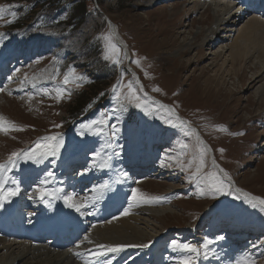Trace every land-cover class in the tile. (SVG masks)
I'll return each mask as SVG.
<instances>
[{
    "label": "rangeland",
    "instance_id": "1",
    "mask_svg": "<svg viewBox=\"0 0 264 264\" xmlns=\"http://www.w3.org/2000/svg\"><path fill=\"white\" fill-rule=\"evenodd\" d=\"M12 1L0 0V8L5 10L0 25L9 24L16 17L12 15L17 13ZM209 1L213 0H87L86 10L90 13L74 33L66 23L34 34L3 27L0 59L10 58L12 69L8 74L0 72L4 79L1 85L8 82L0 85V117L23 130L0 131V164H6L12 152L31 148L40 137L59 135L64 141L57 158H49L39 165L19 160L16 167L3 173L8 180L15 177L23 182L20 193L27 203V214L36 207L41 208L35 192L38 186L51 191L55 180L69 190L68 183L81 184L92 177L94 183L86 188L92 190L109 181L114 170L127 172V178L135 184L129 186L131 189L161 198L160 203L131 210L141 212L171 206L173 214L156 219L146 241L141 242L149 247H136L125 264L136 260L138 264H154L173 256L181 261L189 254L174 250L173 241L197 247L201 255L196 258V264L216 263L225 254L232 256L236 264L240 253L249 255L248 259H254L256 264H264V210L252 208L233 187L213 198L199 176L192 178L200 149L206 147L211 151L208 149L204 155L205 173L218 172L212 166L215 160L239 187L264 198V101L259 90L264 80L260 77L254 81L260 68L257 64L253 67L256 58L247 59L244 69L238 74L231 72L229 77L231 66L226 52L231 37H219L220 43L212 50L206 45L193 49L186 46L201 28V35H205L213 26V11L203 7ZM218 2L224 8L227 3L232 12L242 13L243 2L248 0ZM250 2L254 6L249 17L264 20V0ZM26 10L23 8L22 12ZM226 10H221L219 16L225 14L229 18L231 9ZM105 15L116 24L137 76L128 68L125 49L115 38L113 43L120 49L119 63H113L115 57L105 58L106 42L102 37L111 31ZM245 20L236 24L242 27ZM65 48L72 50L67 57V52H62ZM136 60L140 61L139 66L133 63ZM70 68L87 79L81 87L69 83L66 88L71 95L57 101L53 98L55 89L63 86V74ZM25 76L29 79L25 80ZM35 79H40L35 87L28 85ZM129 83L148 109L147 113L135 107V102H117L114 98L113 88ZM17 85L25 88L23 92L9 89ZM143 86L161 103L147 97ZM155 88L160 91H153ZM44 91L49 95H44ZM118 91L122 97L128 95L127 87ZM30 96L33 98L29 99ZM170 106L177 114L166 110ZM102 114L108 118L106 124L93 125L90 129L83 127L99 120ZM177 116L193 128L181 124ZM168 121L177 126L171 127ZM113 125L119 129L115 135ZM182 144L188 147L181 148ZM97 151L101 156L93 158ZM79 157L86 161L78 164ZM105 160L109 167H102ZM140 170L145 173L141 174ZM48 171L54 177L47 185H41ZM218 175L223 177L219 172ZM27 181L32 184L29 188ZM96 194L102 196L105 190ZM128 204L129 200L124 209ZM221 236L223 240L219 239ZM239 236L246 240L239 242ZM205 243L211 249L207 259L203 256Z\"/></svg>",
    "mask_w": 264,
    "mask_h": 264
},
{
    "label": "bare ground",
    "instance_id": "2",
    "mask_svg": "<svg viewBox=\"0 0 264 264\" xmlns=\"http://www.w3.org/2000/svg\"><path fill=\"white\" fill-rule=\"evenodd\" d=\"M218 1L205 2L203 6L204 8L206 6L210 7V10L213 11L215 21L213 26L205 32V35H201L203 30L201 28L191 41H187L186 46L193 49L206 45L212 50L216 44L220 43V38L231 37V45L229 51L226 52V54H229L231 66V70L228 71L229 77H231V72L232 74L241 72L245 67L243 63L247 59L252 60L255 57L256 60L253 67L257 64L256 66H260V68L254 81L260 77H262L261 80H264V20L258 16L249 17L252 13L251 0L245 2L243 5L245 10L242 13L240 11L232 12V8L227 3L224 8ZM221 10H229L228 14L230 17H225L223 12L220 17L219 12ZM244 19H246L244 24L239 27V24L236 23ZM214 25L215 27H221V30L216 29ZM230 33L233 34L231 35ZM116 35L118 41L125 46L118 31H116ZM198 44L199 46H197ZM209 54L212 55V53ZM6 65L7 60L0 59V72L6 68ZM130 67L134 70L132 66ZM235 76L236 78L243 77V75ZM2 80V74L0 73V85ZM39 81L40 79H35L28 85L33 86ZM21 86L9 87V89L16 93H21L25 89L24 87L21 88ZM259 90L262 94V101H264V84L259 87ZM85 161V158L79 157L77 163L82 164ZM98 177L100 178L101 176ZM12 180L7 179V183H12ZM117 181L119 182L117 183ZM133 181V179L122 177L118 171L114 170L109 181L105 182V184L109 185V188L104 189L105 194L101 196V199L96 202L93 208L89 209L92 211V215H81L73 209H69L65 206L63 199L54 198L49 201V198H46L43 202L41 200L37 202L38 205L41 203L43 207H36L30 212H36L35 215L29 216L28 214L30 213L27 214L26 211L27 203L23 201L24 197L21 192L18 196L13 197L10 203L5 202L3 207H0V264H83L84 258H90L87 249L95 250L97 243L139 245L142 241L145 242L153 224L157 222L156 219L167 214H173V208L171 206L157 207L145 209L141 212L132 209L129 215H122L131 192L129 186L132 185ZM53 182L54 186L51 187V191L59 189L58 196H62L64 193L75 195L77 203L85 198L98 195L94 192L89 194L92 190L86 189L88 185L94 183L92 177L81 184H73L72 186L74 187L68 184L69 190L61 187V183L58 184L55 180ZM231 183L234 184L233 186L236 189L240 190L241 195L248 193L234 181ZM26 185L29 188L32 184L27 181ZM14 186L12 185V187ZM84 191H86L87 195ZM49 203L51 206H49ZM108 221H111V223ZM92 225H96V227L93 228ZM85 235H89L94 243L88 244L85 242L83 240ZM47 240L52 241L48 242ZM80 240L82 241L80 242ZM244 240L246 238L240 237L239 242ZM77 242H80L81 245L79 249L74 248ZM70 246L73 248H68ZM135 249L136 247L125 248V251L115 256L110 254L109 258L112 264H125V261L128 257H131L130 255ZM77 251L82 254L81 257L73 254ZM176 257H169L164 262L159 259L154 264H180L179 258L177 259ZM249 257L247 254L240 253L237 259L244 260ZM138 263L136 260L128 264ZM213 264H233V259L232 256L225 254L216 263L214 261Z\"/></svg>",
    "mask_w": 264,
    "mask_h": 264
},
{
    "label": "snow or ice",
    "instance_id": "3",
    "mask_svg": "<svg viewBox=\"0 0 264 264\" xmlns=\"http://www.w3.org/2000/svg\"><path fill=\"white\" fill-rule=\"evenodd\" d=\"M5 10L0 8V18H2V14ZM13 17H15V13L12 14ZM11 22V21H10ZM109 28L111 26L109 25ZM115 38V32L110 31L107 35L103 36L102 39L106 42V59H113V63H119V52L120 49L117 47L115 43H113V40ZM137 66L140 65V61L136 60L133 61ZM19 72V69L16 70ZM57 75H59V72H57ZM11 80V77H9ZM25 80H28L29 78L27 76L24 77ZM87 79L84 75H77L76 69L70 68L66 73L63 74V81L61 87H58L55 89V96L53 97L57 101L64 98L65 95L70 96L71 92H69L66 88V86L69 83H75L76 87H81L82 82ZM35 87V84H33ZM122 87H127L128 89V95L127 96H121L120 91L118 89ZM142 90V89H141ZM114 98L117 100V102H121L122 100H128L130 102H135V107L140 108L141 110L145 111L147 113L148 109L145 108L143 101L141 100L140 96L137 94V91L133 88V85L131 83L127 84L126 86L118 84L116 87L113 88ZM153 91L159 92L160 89L155 88ZM44 95H49L47 91H44ZM103 95V94H102ZM33 97H29V99H32ZM121 107H123V104L121 103ZM160 107H165L164 105H160ZM170 114L175 115V110L168 108L166 109ZM110 118V117H109ZM108 118L104 117V115H101V118L99 120H95L90 122L89 124L84 125L83 127L85 129H90L93 125H104L106 124ZM176 119L179 121V117L177 116ZM181 124H185L184 121H179ZM169 125L173 128H175L177 125L175 123H172L171 121H168ZM55 127L59 128L61 125H55ZM113 135H115L119 129L113 125ZM23 129L18 128L16 125L7 122L4 120L3 117H0V131L7 133L8 131H22ZM224 130V129H219ZM83 135V133H80ZM190 134L195 135L194 132H191ZM240 135H243V133H240ZM197 141L202 144L203 142L199 140V136L196 135ZM64 145L63 137L59 135H48L40 137L33 146L27 150H24L22 152H12L11 155L8 157V162L6 164H0V207H3L5 202H11L12 198L15 196H18L21 191V187L18 181L13 179L12 183L15 185L14 187H6L7 185V177L3 175L6 171H10L12 168L17 166V162L19 160H23L25 163L31 162L33 164H41L46 160H49V158H57L60 154V150ZM188 146L185 144L181 145V148H187ZM208 149L206 147H202L200 149V159L199 163L197 164L195 171L192 172V178L195 179L196 177H200L201 181L205 184L207 192L209 195H211L213 198H215V195L218 193H223L226 190L230 189L232 186L230 184H227L226 181H230L231 177H229L228 173L224 171L222 168H219V165L216 164L215 160H212V166L214 169H218L219 173H223V177L221 178L218 175V172L213 171L212 173H205L204 172V155L207 153ZM223 151V150H221ZM116 155H119V153H116ZM101 156V153L99 151L93 153V158H98ZM109 159H111L109 157ZM108 160H105L102 164V167H109ZM191 167V164H189V168ZM181 168H184V165L181 164ZM120 175L122 177L127 178V172H121ZM54 177V173L52 171H48L45 175V177L40 181L41 185H47L49 183V180ZM119 181H117L118 183ZM109 188L108 184H102L94 189H92L93 192L101 193L102 190ZM236 192H240L239 189L235 190ZM35 192L38 195V198L41 200V202L45 201V198H49V201L54 198H60L63 199V202L66 207L69 209H73L75 212L80 213L81 215H92V211L89 209L93 208L96 204V202L101 199L100 195L93 196L91 198H85L81 200L79 203L76 202L75 195H70L67 193H64L62 196H58L57 193L60 192L59 189L48 191L46 188L43 187H37L35 189ZM204 189L201 190V193L203 194ZM244 198L246 202L252 207V208H260L261 210H264V198H260L257 196H253L249 193H243ZM239 197H234V199ZM129 204L128 207L125 208L122 212V215L127 216L130 214V210L132 207H139L144 204L151 205L153 203H160L161 198L159 197H150L145 193H142L137 188H132L130 195L128 197ZM49 206L50 203H49ZM82 210H88V211H82ZM111 223V221H108ZM92 227H96V225H92ZM220 240H223L224 237H219ZM83 240L87 242L88 244H93L94 241L90 239L89 235H85L83 237ZM81 247L80 244L76 245V248L79 249ZM128 247H139V248H147L149 247V244H139V245H122V244H106V243H97L95 245V250L93 249H87L88 256L90 258H84L83 264H112L111 259L109 258L110 254L112 256H115L123 251H125V248ZM171 247L176 250L179 249L180 251L184 253H188L184 259L180 261V264H196V258L201 255L200 250L191 245V244H179L176 241H173L171 243ZM202 247H204L205 251L203 252V256L205 259L208 258V253L211 251V249L208 247V244L205 243ZM77 257H81L82 254L77 251L73 253ZM236 264H256L254 259H244V260H237Z\"/></svg>",
    "mask_w": 264,
    "mask_h": 264
},
{
    "label": "trees",
    "instance_id": "4",
    "mask_svg": "<svg viewBox=\"0 0 264 264\" xmlns=\"http://www.w3.org/2000/svg\"><path fill=\"white\" fill-rule=\"evenodd\" d=\"M86 2L87 0H14L11 3L16 5L13 6L17 8L16 17L9 25H0V29L7 26L11 30H29L30 34H34L37 30L66 23L74 33L90 13L86 10ZM23 8L27 10L22 12Z\"/></svg>",
    "mask_w": 264,
    "mask_h": 264
},
{
    "label": "water",
    "instance_id": "5",
    "mask_svg": "<svg viewBox=\"0 0 264 264\" xmlns=\"http://www.w3.org/2000/svg\"><path fill=\"white\" fill-rule=\"evenodd\" d=\"M100 11V10H99ZM101 13H102V11H100ZM105 17H106V22H107V24L108 25H110L111 26V28H110V30L111 31H114L115 32V38H116V41L118 42V44L119 45H121L122 46V44L118 41V37H117V35H116V31H117V27H116V25L105 15ZM123 49H124V47H123ZM129 69L135 74V72H134V70H132V68L131 67H129ZM221 175L223 176V173H221ZM234 189L236 190V188L234 187Z\"/></svg>",
    "mask_w": 264,
    "mask_h": 264
}]
</instances>
